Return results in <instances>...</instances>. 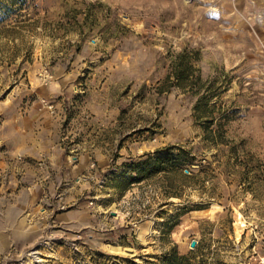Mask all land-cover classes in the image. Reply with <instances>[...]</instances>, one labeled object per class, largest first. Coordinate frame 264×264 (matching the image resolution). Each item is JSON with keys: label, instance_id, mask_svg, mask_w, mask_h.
<instances>
[{"label": "rangeland", "instance_id": "obj_1", "mask_svg": "<svg viewBox=\"0 0 264 264\" xmlns=\"http://www.w3.org/2000/svg\"><path fill=\"white\" fill-rule=\"evenodd\" d=\"M182 49L217 81L224 143L192 93L157 91ZM16 131L39 168L5 153ZM166 147L178 166L153 172ZM0 207V264H144L192 239L196 263L264 264V0H0Z\"/></svg>", "mask_w": 264, "mask_h": 264}, {"label": "trees", "instance_id": "obj_2", "mask_svg": "<svg viewBox=\"0 0 264 264\" xmlns=\"http://www.w3.org/2000/svg\"><path fill=\"white\" fill-rule=\"evenodd\" d=\"M198 58H193L188 54L186 49H182L178 52L174 59L171 61L170 70L157 87L158 92L168 91L171 88H178L182 91H189L195 97V103L193 106V112L196 119L199 121L203 130V139L211 144L217 145L224 143L223 126L221 118L224 116H216L219 112L218 101H213L214 97H219L221 92L217 91V85H214L216 79L204 80L201 77L199 68H197L193 61ZM161 154H157L155 162L153 163V172H163L165 167L171 169L178 166L175 164L176 155L171 153V149L166 147L161 149ZM169 164V165H168ZM146 170V169H145ZM143 169V171H145ZM144 173V172H142ZM144 176V175H143ZM134 181H140L142 178L137 175L134 176ZM171 188V187H170ZM173 189V188H171ZM168 197H179L180 194L175 190H169L165 192ZM201 249V243L196 245V250L191 251L188 254H180L175 244L162 252L160 255H156V261L149 259L144 260V264H202L203 260H198L196 263L195 257ZM124 264H138L131 260L126 259Z\"/></svg>", "mask_w": 264, "mask_h": 264}, {"label": "crops", "instance_id": "obj_3", "mask_svg": "<svg viewBox=\"0 0 264 264\" xmlns=\"http://www.w3.org/2000/svg\"><path fill=\"white\" fill-rule=\"evenodd\" d=\"M16 134H17L16 138L20 139V141H18V142L16 141L15 143L7 144L5 153H8V155H10L12 157H13V155H18L22 159H26V163H28V160H30L31 162L36 163L37 167H38V165H41V161L40 160L45 155V153H44L45 152V147H44L45 145H41V143L43 141L40 142L39 138L37 139L36 137L35 138L31 137V139L29 138V140L27 141L26 139H28V137H26L24 133H21V131H18V132L16 131ZM57 153L60 155L61 154V150H60V152H57ZM53 160L54 161H52V162L56 163L60 168L65 170L64 173L66 172V170H67L66 168L67 167H69V169H70V165L68 164L67 161H62V160L58 161L55 158ZM86 166L87 165L85 164V162L84 163L80 162L78 164L73 165L72 167H74L73 170L75 172H78V173L82 174V171L85 170ZM37 167H36V170H38V168H39V167L38 168ZM70 172H72V170H70ZM69 178L70 177L65 176L64 179H65L66 182H68ZM38 184H39V178L36 179V184L34 185L35 189H36V187L38 188ZM7 186L10 189H13L14 187L15 188L17 187V185L14 183L13 180L12 181L8 180V185ZM25 188L28 190L27 187H25ZM28 204L29 203H25V206H27ZM23 205L24 204H18V206H20V208H22L21 206H23ZM37 207H35L33 209L37 210L36 209ZM42 210L43 209H40L35 214H34V212L25 211L24 212L25 220H21V222H24L25 224H27V222L34 223L35 219H39V215H40V217L43 216V213L39 214V212H41ZM1 214H2V212H1V207H0V216H1ZM14 221H15L14 219H8V221H5V223H10V222L12 223ZM11 223H10V225H7V226H9V228L11 227ZM27 228L28 227L25 226V230ZM22 229H24V224L22 226ZM7 236H8L7 230H4V229L0 228V248L2 246H4L3 244H7L6 242L4 243V241H6L5 239L7 238Z\"/></svg>", "mask_w": 264, "mask_h": 264}, {"label": "water", "instance_id": "obj_4", "mask_svg": "<svg viewBox=\"0 0 264 264\" xmlns=\"http://www.w3.org/2000/svg\"><path fill=\"white\" fill-rule=\"evenodd\" d=\"M196 243H197V241H196L195 239H192V240L190 241V247H191V248H194V247L196 246Z\"/></svg>", "mask_w": 264, "mask_h": 264}]
</instances>
